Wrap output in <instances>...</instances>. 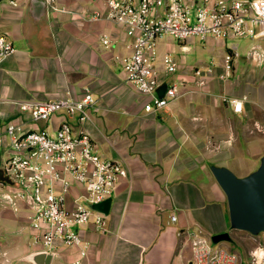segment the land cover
Here are the masks:
<instances>
[{
  "label": "crops",
  "instance_id": "0c3cea01",
  "mask_svg": "<svg viewBox=\"0 0 264 264\" xmlns=\"http://www.w3.org/2000/svg\"><path fill=\"white\" fill-rule=\"evenodd\" d=\"M61 3L83 13L102 6L97 0ZM104 31L111 36L109 46L101 43ZM0 33L15 46L0 64V160L8 151L6 123L26 115L18 100L77 97L88 88L96 99L88 118L69 120L91 136L102 156L123 165L109 211H101L102 228L91 221L80 227L89 242L85 257L75 246L34 245L24 213L0 200V264H35L30 256L42 250L50 253L48 264L76 258L81 264H186L192 258L189 230L209 237L228 230L226 196L209 165L227 166L241 176L256 168L264 153V36L201 39L212 52L206 65L213 66L202 83L193 74L197 64H186L183 55L175 57L173 72L157 62L161 84L175 83L178 95L162 110L145 111V96L126 81L121 57L130 52V37L122 27L49 10L43 0H0ZM171 49L174 41L162 36L159 53ZM227 52L231 69L220 77ZM225 97L239 98L241 111ZM60 119L56 113L39 125L52 131ZM257 235L241 236L261 244L264 238Z\"/></svg>",
  "mask_w": 264,
  "mask_h": 264
},
{
  "label": "built area",
  "instance_id": "2783aa9c",
  "mask_svg": "<svg viewBox=\"0 0 264 264\" xmlns=\"http://www.w3.org/2000/svg\"><path fill=\"white\" fill-rule=\"evenodd\" d=\"M15 4L17 0H6ZM101 7L88 13L73 10L61 0H43L49 10L68 12L82 20L110 21L122 27L130 37V52L121 57L126 81L145 96V111L162 110L178 95L175 83L159 95L161 84L157 62L166 72L177 68L175 58L158 50V40L170 35L185 40L191 35L202 39L229 36H264V0H97ZM101 43L112 44L109 32H101ZM15 51L11 39L0 33V64ZM252 54H256L254 50ZM118 57V56H117ZM231 53L224 55V77L231 69ZM213 72L211 64L195 66L193 74L200 78ZM235 112L241 111L242 101L225 97ZM96 99L85 88L77 97L59 96L17 101L20 120L8 121L4 132L9 137L8 151L0 160V200L24 213L34 230L32 243L50 249L58 243L75 246L80 257L88 253L89 242L80 227L93 222L102 228L104 215L90 204L112 196L122 171V162L102 156L91 136L75 129L69 118L79 122L89 116ZM56 113L62 114L49 131L39 125ZM79 191L69 200L70 186ZM170 220H176L175 212ZM192 258L186 264H238L239 256L224 246L213 247L197 229L188 231ZM71 264H81L79 258ZM249 264H264V243L250 251Z\"/></svg>",
  "mask_w": 264,
  "mask_h": 264
},
{
  "label": "water",
  "instance_id": "95a60500",
  "mask_svg": "<svg viewBox=\"0 0 264 264\" xmlns=\"http://www.w3.org/2000/svg\"><path fill=\"white\" fill-rule=\"evenodd\" d=\"M167 83L157 88L162 95ZM209 168L225 193L228 209L229 225L233 228L246 230L252 234L264 231V153L261 155L256 168L244 175H236L224 165L210 164ZM112 196L99 202H93V209L108 213ZM228 232L212 234V241L228 239ZM50 253L47 251L34 252L30 259L35 264H48Z\"/></svg>",
  "mask_w": 264,
  "mask_h": 264
},
{
  "label": "rangeland",
  "instance_id": "374dc122",
  "mask_svg": "<svg viewBox=\"0 0 264 264\" xmlns=\"http://www.w3.org/2000/svg\"><path fill=\"white\" fill-rule=\"evenodd\" d=\"M165 36H169L174 41L175 49H171L169 51L174 58L177 55H183L185 56L186 64H197L196 66L200 67H205L206 64L209 63L212 57V52L207 45L203 46V39L200 36L196 35L198 39L191 43H184V41L177 40L168 34ZM74 187V184L70 186V193H72L73 196H78L80 192L77 191ZM226 232L229 233V238L217 242L212 241L207 234L203 233V235L213 247H217L220 245L224 246L230 251L236 252L239 256L238 264H249L250 251L253 247L257 245L258 240H255L256 242L252 243L250 241L243 240L241 235L243 234V232L246 231L230 227V225ZM256 234H259L257 235L259 238H264V231H260ZM261 242L264 243V239H261Z\"/></svg>",
  "mask_w": 264,
  "mask_h": 264
}]
</instances>
